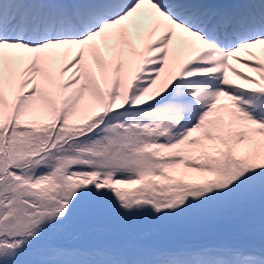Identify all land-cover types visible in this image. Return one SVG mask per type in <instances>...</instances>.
<instances>
[{
	"label": "snow or ice",
	"instance_id": "6c2138e0",
	"mask_svg": "<svg viewBox=\"0 0 264 264\" xmlns=\"http://www.w3.org/2000/svg\"><path fill=\"white\" fill-rule=\"evenodd\" d=\"M0 264H264V0H0Z\"/></svg>",
	"mask_w": 264,
	"mask_h": 264
}]
</instances>
